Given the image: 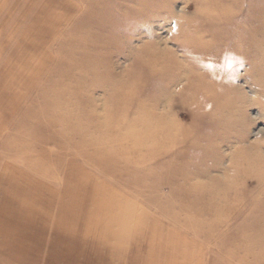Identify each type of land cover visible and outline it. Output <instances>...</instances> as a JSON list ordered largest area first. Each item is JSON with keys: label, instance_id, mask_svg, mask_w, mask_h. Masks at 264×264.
I'll return each mask as SVG.
<instances>
[{"label": "rangeland", "instance_id": "obj_1", "mask_svg": "<svg viewBox=\"0 0 264 264\" xmlns=\"http://www.w3.org/2000/svg\"><path fill=\"white\" fill-rule=\"evenodd\" d=\"M0 264H264V0H0Z\"/></svg>", "mask_w": 264, "mask_h": 264}]
</instances>
